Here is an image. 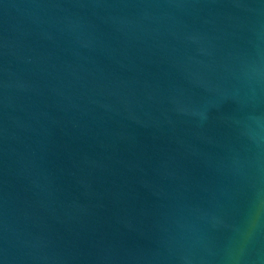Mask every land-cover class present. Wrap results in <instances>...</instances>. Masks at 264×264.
Wrapping results in <instances>:
<instances>
[{
	"label": "water",
	"instance_id": "water-1",
	"mask_svg": "<svg viewBox=\"0 0 264 264\" xmlns=\"http://www.w3.org/2000/svg\"><path fill=\"white\" fill-rule=\"evenodd\" d=\"M0 264H264V0H0Z\"/></svg>",
	"mask_w": 264,
	"mask_h": 264
}]
</instances>
